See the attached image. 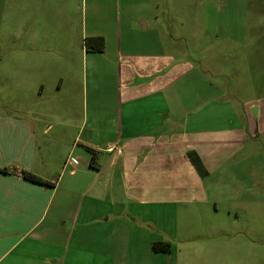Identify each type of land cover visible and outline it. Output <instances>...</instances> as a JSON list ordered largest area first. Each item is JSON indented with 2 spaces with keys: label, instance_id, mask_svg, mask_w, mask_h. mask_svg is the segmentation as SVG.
Returning a JSON list of instances; mask_svg holds the SVG:
<instances>
[{
  "label": "crops",
  "instance_id": "0c3cea01",
  "mask_svg": "<svg viewBox=\"0 0 264 264\" xmlns=\"http://www.w3.org/2000/svg\"><path fill=\"white\" fill-rule=\"evenodd\" d=\"M29 1L25 11L35 17L37 3L42 7L48 0ZM148 1L143 8L130 5L133 11L124 13L116 4L118 18L110 41L105 33L90 34L104 37L105 49L86 50V59L87 54H103L116 74L115 107L108 112L115 132L112 137L84 133L89 110L80 90L75 95L83 97V104L76 99V114H70V104L63 105L61 100L55 101L49 114L42 115L30 103L16 105L15 115L0 114V264H212L205 258L195 262L188 257L190 248L182 251L173 242L168 252H154V242L169 240L153 237L140 227L142 221L156 222L161 228L168 213L173 214L169 207L179 204L174 222L191 215L211 221L213 212L221 211L239 221L249 207L257 209L263 203L256 194L251 196L254 200L247 197L254 188L264 186L263 169L253 162V147L264 138L261 101L251 99V108L242 103L237 110L222 96L201 102L199 94L192 93L185 99L183 80L200 67L194 53L169 52L157 12L161 4ZM36 22L23 20L21 28L30 31ZM34 31L29 40H34ZM109 44L111 56L107 55ZM47 54L54 56L52 50ZM29 59L15 68L20 94L24 93L20 88L45 86L29 65L34 54ZM95 62L90 61L93 71L98 68ZM50 135L55 144L47 147L42 137L47 141ZM62 143H68V148L59 159L61 148L56 146ZM88 148L96 153L93 166ZM190 153L202 162L205 176L192 164ZM22 171L51 186L26 180ZM219 172L220 176L209 179ZM152 206L160 208L154 221L135 211ZM259 215L252 211L251 217ZM215 226L207 224L203 232L216 231ZM181 227L178 222L170 227L174 230L163 233L189 234L191 227ZM231 227L242 234L258 233L257 227L245 223ZM218 229L226 240L219 245L228 253L227 263L236 262L229 253L233 246L238 250L245 244L231 241L229 226L219 224ZM260 246L263 251L264 245Z\"/></svg>",
  "mask_w": 264,
  "mask_h": 264
},
{
  "label": "rangeland",
  "instance_id": "374dc122",
  "mask_svg": "<svg viewBox=\"0 0 264 264\" xmlns=\"http://www.w3.org/2000/svg\"><path fill=\"white\" fill-rule=\"evenodd\" d=\"M157 1L161 4L157 12L160 14L162 34L166 35L169 52L174 49L186 55L194 53V60L200 67L195 74L183 80L185 99L194 96L192 93H198L201 102L212 96H222L231 100L237 110H241L242 103L251 108L250 100L255 99L261 101L264 109V0ZM26 2L31 4L29 0H0V114L15 115L16 105L26 106L29 103L42 115L46 111L49 114L54 112L56 100H61L63 105L70 104V114H76V99L83 104V97L75 95L80 90V95H83L84 99L87 97L89 110L88 125L84 133H92L94 137L97 134L112 137L115 132L108 112L115 107V70L111 62L109 63L110 59L103 54H94L96 58L87 54L86 59L85 40L94 31L105 33L109 41L112 39V31L118 18V2L124 13L133 11L130 5H140L143 8L149 1L48 0L42 7L37 3L38 11L35 17L27 15ZM23 20L37 21V24H31L30 31H23ZM33 29L34 40H29ZM51 35H59L58 40ZM51 50L54 56H48L47 53ZM111 50L109 44L108 56H111ZM32 54L35 59L33 64L29 65L35 67L39 82L45 86L39 89L38 85L33 90L20 88L24 90V93L20 94L22 92L16 87L15 68L31 62L29 56ZM92 59L98 67L95 71L90 65ZM70 66V70H60ZM59 78L63 84H60ZM91 109H94V116ZM58 111L55 110L56 113ZM261 116V122L264 123V113ZM70 119L76 120L75 115H70ZM70 133H74L73 129ZM52 138L50 135L46 141L42 137L43 145H54ZM56 147L61 148L58 152L59 159L61 154L66 155L68 143L58 144ZM248 148L251 149L250 146ZM253 148V162L262 167L264 176V138ZM248 156H251V153H248ZM217 176H220V172L211 174L209 179L214 180ZM110 177L112 178V175ZM154 184L151 183V186ZM254 191L248 192L247 197L254 200L255 197L251 196L256 194L257 200L262 199L263 203H259L257 209L249 207L246 217L239 221L221 211L217 214L213 212L214 218L211 221L207 217L191 215L182 221L174 222L178 206L180 209L179 204L169 207L173 214L168 213L166 224L161 228L157 227L159 225L156 222L149 224L144 223L145 221H142L140 227L152 233L153 237L165 236L164 240L173 242L182 251L186 247L190 248L188 257L195 258V262H202L205 258L211 260L212 264H228L225 259L228 253L219 245L226 240L221 237L222 233L217 231L218 225L223 224L230 227L232 242L245 244L238 250L233 246L229 254L236 258V262L232 260L231 264H264V248L263 251L260 250V245H264V186L256 187ZM142 210L144 209H135L136 212L145 213L150 221H154L160 213L159 206ZM252 211L260 213V217H251ZM194 213L199 214L197 211ZM141 216L144 218V215ZM178 222H181V228L191 227L189 234L180 233L173 237L170 231L167 235L163 233L165 229L174 230L170 227L178 225ZM236 222L241 225L249 224V228L257 227L258 233L236 232L231 227ZM207 224L217 225V230L203 232L206 230L203 226Z\"/></svg>",
  "mask_w": 264,
  "mask_h": 264
},
{
  "label": "trees",
  "instance_id": "16d2710c",
  "mask_svg": "<svg viewBox=\"0 0 264 264\" xmlns=\"http://www.w3.org/2000/svg\"><path fill=\"white\" fill-rule=\"evenodd\" d=\"M85 47L87 51H93V52H103L105 49V38L102 36L97 37H89L85 40ZM88 150L91 152V161L90 165L93 166V163L95 161V151H92L90 148ZM189 158L192 162V164L195 166L197 171L202 175L205 176L206 172L203 169L202 162L197 157V155L190 153ZM23 177L33 183H38L45 186H51V183L48 181L43 180L41 177L34 175L30 172L22 171ZM171 248L170 242H154L152 244V250L154 252H168Z\"/></svg>",
  "mask_w": 264,
  "mask_h": 264
}]
</instances>
